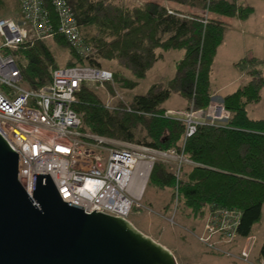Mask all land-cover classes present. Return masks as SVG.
I'll use <instances>...</instances> for the list:
<instances>
[{"label":"trees","instance_id":"trees-1","mask_svg":"<svg viewBox=\"0 0 264 264\" xmlns=\"http://www.w3.org/2000/svg\"><path fill=\"white\" fill-rule=\"evenodd\" d=\"M65 1L72 9L81 40L89 48L88 55L80 56L62 36L54 35L52 42L75 61L65 66L104 69L97 59L113 62L119 71L129 74L125 79L111 72L113 80L120 88L132 90L161 59L157 51H183L174 64L172 78L151 84L143 95L132 96L127 107L119 103L106 109L81 86L71 105L80 118V131L181 153L193 165L186 171L185 166L181 167L177 182L170 166L155 163L147 185L170 191L174 213L181 206L196 220H203L210 207L236 210L240 217L235 239L250 236L264 203V119H250L246 107L261 99L264 60L244 57L234 64L248 79L222 98V107L229 115L224 124L199 125L183 141L184 123L167 116L161 104L176 95L186 102L185 111L207 109L210 66L225 30L215 17L245 19L251 8L238 6L233 0H146L139 7L128 8L108 0ZM163 2L191 11L185 14L167 10ZM14 10L15 5L0 1V17ZM204 17L206 23L202 22ZM13 54L20 63L22 82L31 89L46 86L50 71L58 67L50 50L39 40L20 45ZM258 260L264 262V239Z\"/></svg>","mask_w":264,"mask_h":264},{"label":"built area","instance_id":"built-area-1","mask_svg":"<svg viewBox=\"0 0 264 264\" xmlns=\"http://www.w3.org/2000/svg\"><path fill=\"white\" fill-rule=\"evenodd\" d=\"M202 22L206 23L205 17ZM56 34L78 55L89 54L65 0H15L14 12L0 17V137L17 155L20 186L30 196L33 174L48 175L60 200L83 208L84 213L94 211L128 221L132 208L150 211L139 201L153 165L170 166L177 182L181 167L193 164L174 150L160 151L80 131V118L71 108L75 94L87 83L113 81L106 69L57 67L50 71L46 86L28 88L14 51L24 43L52 39ZM194 113L166 112L184 123L183 141L197 126L219 125L229 116L221 104H209L203 111L205 120L192 118ZM239 217L236 210L210 207L198 241L207 246L211 238L232 242ZM247 258V249H241L239 259Z\"/></svg>","mask_w":264,"mask_h":264},{"label":"water","instance_id":"water-1","mask_svg":"<svg viewBox=\"0 0 264 264\" xmlns=\"http://www.w3.org/2000/svg\"><path fill=\"white\" fill-rule=\"evenodd\" d=\"M0 264H176L126 220L60 200L48 175L33 174L30 196L17 155L0 137Z\"/></svg>","mask_w":264,"mask_h":264},{"label":"rangeland","instance_id":"rangeland-1","mask_svg":"<svg viewBox=\"0 0 264 264\" xmlns=\"http://www.w3.org/2000/svg\"><path fill=\"white\" fill-rule=\"evenodd\" d=\"M0 1L11 5L15 4V0ZM108 1L123 8L133 6L139 7L143 3L141 2L142 0ZM247 5L253 6L257 10V14L252 21L254 25L259 26V29L254 30L259 31V35L262 37L259 38V42L256 40L246 42L245 46L248 48L246 53L247 55L244 54L241 58L245 57V55L249 57L255 55L258 56L256 57L257 59L264 60V4L261 2L257 3V0H247ZM251 30L253 29L251 28ZM42 42L50 50L58 67H63L68 64V62L75 63L67 51L54 44L51 39L42 40ZM231 42L229 45H231ZM238 45L240 44H237V42L233 43L231 46L233 47L232 52L236 47H239ZM234 54L235 53L233 52L229 57L231 58ZM176 55L167 53L165 54L164 61L159 62L157 66V68H161V70L159 69V72H161L159 75V82L164 83L170 78L169 76L173 70V63L176 60ZM223 58L224 60L228 59V57L225 56V53L223 54ZM96 62L102 68L115 74L116 78L122 77L129 79L128 72L119 71V69L115 66V63L99 59H97ZM236 73L237 72L233 70L231 65L224 66V64H222L217 71H214L212 86L220 88V92L212 95L211 98L215 97L214 99L216 100L213 104L222 105L221 100L216 98L231 92L239 84H242L246 80L247 77L245 75H243L242 80L238 76L232 84H227L228 79H232ZM152 83H154L152 77L148 76L144 81H140L132 90L120 88L115 80L104 84L87 83L84 86L95 96L103 107L106 108L107 105L113 108L119 103L124 107L125 105L127 106L132 96L143 95L149 84ZM176 104L182 105L184 104V101L172 95L164 102L163 107H171ZM111 108L106 109L110 110ZM174 112L176 111H173V113ZM179 112L181 111H178L177 113ZM246 112L250 119H264V88L261 92V100L257 104L248 105ZM192 118L205 120L206 115L203 111H198L194 113ZM225 122L222 121L220 123L224 124ZM135 138H139V134L137 132L135 133ZM110 139L118 142H127L115 138ZM188 167L189 164L184 167V171H186ZM147 184L139 203L142 206L148 205L150 207V211H147V209L145 211L142 210L141 212H144L145 215L140 217L135 214H131L128 217V220L131 224H133L132 226H134V228L142 234L152 238L155 242L164 244V246L168 248L167 250L174 257L176 264H260L258 256L260 245L264 239V203L261 206L260 219L258 223L252 227L248 239L240 238L227 243L222 241L220 238H211L208 241L210 246H207L198 241V238L203 235L204 218L206 215L203 217V220H196V218L191 217V214H189V212L184 210L181 206H179L178 210H175L174 213L173 206L170 204V191H159ZM166 206H168L167 209ZM243 248H246L248 251V258L246 261L239 259V253Z\"/></svg>","mask_w":264,"mask_h":264},{"label":"crops","instance_id":"crops-1","mask_svg":"<svg viewBox=\"0 0 264 264\" xmlns=\"http://www.w3.org/2000/svg\"><path fill=\"white\" fill-rule=\"evenodd\" d=\"M143 1H146V0H142L141 2H143ZM233 1H235L236 5H238V6H243V7H249V8H251L252 11H251V13L245 19L215 17V19L219 20L220 22H222L224 24L225 30H224V33H223V36H222L221 43H220V45L216 49V52L214 54V57L212 59V63H211V66H210V72H209V86H210V102H209V104L210 105L216 102V100L214 99L215 97L214 98H211L212 95L215 94V93H219L220 92V88H217V87H213L212 86V79H213L214 71L215 70L217 71L219 69V67H221L222 64H224V66L231 65V67L233 68V70L236 71L237 73H236L235 76L232 77V79H230V80L228 79L227 84L228 83L229 84H232L238 78V76L242 80L244 73L238 71L234 67V64L237 61H239V60L242 59L241 58L242 55L244 56V54L247 53L248 48L245 46V43L246 42H252V41H255V40L257 42H259L258 41L259 38L262 37V36L259 35L260 34L259 31L254 30V29H259V26L254 25V23L252 21V20H254L255 15L257 14V10L253 6L247 5V0H233ZM259 2H261L262 4H264V0H257V3H259ZM162 5L167 10L178 11V12L185 13V14L190 13V11H191V10H189L186 7L179 6V5L170 3V2H163ZM251 28L253 30H251ZM227 38H229V39H227ZM230 42H231V45H229ZM234 42H237V44H240V45H238L239 47H236L235 48V50L233 51L235 54H234V56H232L230 58L229 56H231L232 53H233L232 52L233 47H231V46L233 45ZM157 52L159 54H161V59L157 60L152 65V67L146 72L145 78L142 79V80H140V81H144L148 76H151L152 79H153V81H154V83H152V84L161 83V82H159L160 81L159 75L161 74V72H159V69L161 70V68L160 67L157 68V66H158L159 62H163L164 61L165 54H167V53H169V54H175V55L177 54L176 55V60L173 63V70H172V72H171V74L169 76L170 78L168 79V80H170L172 78V76H173L174 64L177 61H179L182 58V55H183V51H180V50H168L166 52H161V51H157ZM224 53H225V56L228 57V59H226V60H224V58H223V54ZM246 55H245V57H249V56H246ZM251 57L256 58L258 56L252 55ZM247 79H248V77L246 78V80L242 84H244L247 81ZM140 81H138V83ZM138 83H137V85H138ZM242 84H239L231 92H229L227 94H224V95H221V97H217L216 99L221 100V102H222V98L225 95H228V94L233 93ZM150 85L151 84H149V86ZM261 92H262V90H261ZM261 92H260V96H261ZM170 96H172V95H170ZM173 96H176V95H173ZM176 97H178V96H176ZM178 98H180V97H178ZM180 99L183 100L182 98H180ZM163 104H164V102L161 104V108H163L164 110H167V111H176V112H178V111H181V112L185 111L186 110V106H187L185 101H184V104H182V105L181 104L180 105H177L176 104V105L171 106V107H163ZM177 108H179V109H177ZM246 109H247V107H246ZM248 237H246V238H248ZM153 241H155V240H153ZM156 243H158L161 246H163L164 248L168 249L166 246H164V244H161L159 242H156Z\"/></svg>","mask_w":264,"mask_h":264},{"label":"bare ground","instance_id":"bare-ground-1","mask_svg":"<svg viewBox=\"0 0 264 264\" xmlns=\"http://www.w3.org/2000/svg\"><path fill=\"white\" fill-rule=\"evenodd\" d=\"M142 210L138 209V208H132L128 217L131 215V214H135L136 216L140 217V216H144V212H141ZM129 222V220H128ZM130 223V222H129ZM133 225V224H132Z\"/></svg>","mask_w":264,"mask_h":264}]
</instances>
